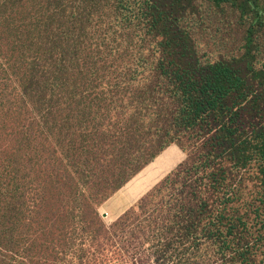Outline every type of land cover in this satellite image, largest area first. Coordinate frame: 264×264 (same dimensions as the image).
Wrapping results in <instances>:
<instances>
[{"label":"trees","instance_id":"1","mask_svg":"<svg viewBox=\"0 0 264 264\" xmlns=\"http://www.w3.org/2000/svg\"><path fill=\"white\" fill-rule=\"evenodd\" d=\"M205 3L244 29L240 56L200 61ZM263 33L264 0H0V264H70L101 237L155 264H264ZM173 144L187 158L105 227Z\"/></svg>","mask_w":264,"mask_h":264},{"label":"rangeland","instance_id":"2","mask_svg":"<svg viewBox=\"0 0 264 264\" xmlns=\"http://www.w3.org/2000/svg\"><path fill=\"white\" fill-rule=\"evenodd\" d=\"M193 38L196 43L198 56L203 64H211L220 60H232L241 55L243 31L236 24V18L228 9L221 12L209 4H202L193 19ZM264 41V33H263ZM170 148L180 153L179 160L172 165L158 180L147 186V188L136 197H129L126 194L127 184L139 181L141 178H148L145 171L137 173L122 188L116 191L98 210L100 219L105 227L112 225L123 213L133 207L137 202L150 191L160 180L170 173L176 166L187 158V152L177 144ZM146 182V180H145ZM106 214L105 217L102 215ZM89 241V240H88ZM85 242L78 247L73 255L69 253L64 256L70 264H155L156 257L153 256V249L150 243H145L140 254L135 258H129L109 247V243L103 238H98L94 243ZM79 243V242H77ZM96 245V246H95Z\"/></svg>","mask_w":264,"mask_h":264},{"label":"water","instance_id":"3","mask_svg":"<svg viewBox=\"0 0 264 264\" xmlns=\"http://www.w3.org/2000/svg\"><path fill=\"white\" fill-rule=\"evenodd\" d=\"M145 168H147V167H145ZM145 168H144V169H145ZM144 169H143V170H144ZM143 170H142V171H143ZM102 216H103V217H105V216H106V214H103Z\"/></svg>","mask_w":264,"mask_h":264}]
</instances>
